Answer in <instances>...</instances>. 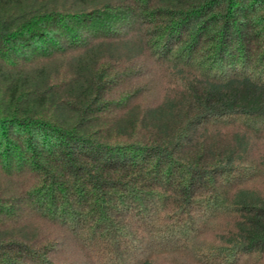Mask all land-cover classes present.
<instances>
[{"label": "trees", "instance_id": "obj_1", "mask_svg": "<svg viewBox=\"0 0 264 264\" xmlns=\"http://www.w3.org/2000/svg\"><path fill=\"white\" fill-rule=\"evenodd\" d=\"M0 264H264V0H0Z\"/></svg>", "mask_w": 264, "mask_h": 264}]
</instances>
